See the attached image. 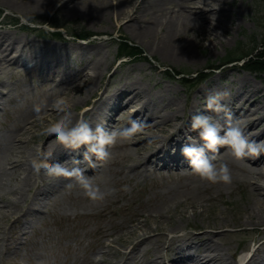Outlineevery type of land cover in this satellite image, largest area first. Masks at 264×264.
I'll list each match as a JSON object with an SVG mask.
<instances>
[{
  "label": "bare ground",
  "instance_id": "obj_1",
  "mask_svg": "<svg viewBox=\"0 0 264 264\" xmlns=\"http://www.w3.org/2000/svg\"><path fill=\"white\" fill-rule=\"evenodd\" d=\"M54 1L22 0V2H18L17 0H0V5L17 11H22V9L39 11ZM228 1L64 0L62 7L67 9V12L81 13L82 15L90 14L94 15L95 18H101L113 11V15L115 14L117 19H125V26L131 30L137 39L146 42L151 52H158L165 58L176 61L186 60L195 63L197 60L196 53L201 49V42L196 39V35L201 34L213 45H223L226 41L224 38L225 33L229 32L236 16L243 14L242 4L233 7L228 4ZM199 3L201 5H198ZM16 42L18 45L21 43L18 48L15 47ZM19 42L14 37L0 33V70L3 68L16 70L13 65L23 67L27 71L26 74L31 75L36 81L43 79V86L52 83L54 85L52 90L55 93L47 95L41 92L35 98H30L22 115L31 117L23 118L21 124H16L15 122L20 123V121L15 120L9 128L5 127L3 131H0V222L8 214L12 217L14 224L25 221L23 226H15V230L9 236L2 233L0 225L1 253H6L12 249L13 251L18 250L16 243L23 237L26 227L31 225L33 219L39 216V204L44 205L43 200L48 194L54 195L66 184L76 185L74 180L63 177L51 179L48 176H40V180H36L37 174L33 171L30 160L36 149L41 145L33 146L30 138H25L26 133L30 131V127L37 122L33 106L42 100L47 101L49 107L41 116L43 118L49 116L51 119L53 114H56L51 105L58 96L65 98L72 109L79 106V104H84L91 94V88L96 86L97 81L100 79V66L102 65L101 58L99 59L97 56L95 58L93 56L85 57V52L84 56L81 55L83 57L77 58V55H72L73 49H68L65 53L51 57L44 52L42 55L37 56L33 54L36 47L34 44L22 40ZM32 56H35L36 59L34 60ZM73 58L83 61V65L71 67L68 63ZM0 86L10 92V83L7 79L0 78ZM72 90L82 91L85 94L75 98L70 95ZM215 93L223 94L221 102L226 103L225 111L213 112L207 110L206 97ZM1 95L0 88V101ZM152 95L145 94L143 89H140L132 81H126L109 96L104 98L102 95L99 96L90 107L83 111V118L89 116L88 121L93 127L98 123L104 124L105 127H111L115 122L122 124V120L115 119L120 113L128 114L129 120L124 127L130 126L131 119L145 121L146 127L143 132L133 137L135 139L143 138L145 133L151 135L155 130L156 133L162 131L165 125L170 126L168 133L163 135L161 139L156 134L151 137L149 142L156 141L158 145L147 156L141 155L139 148L130 146L133 138L122 140L121 147H131L133 153L136 154L137 161L132 165V174L139 173L141 175L146 172L144 166L147 163L158 167V170H156L158 173L162 168L176 173L187 172L189 174L188 178H191L189 182L192 184H196L200 179H203L191 170L189 161L181 152L185 144L202 143L198 132L190 127L191 117L197 113L207 112L208 115H216L215 120L219 121L221 125H225L226 112H231L234 118L241 122L245 135L257 142L264 141V90L252 84L247 75H242L225 86L217 83L205 85L193 96L187 119H180L172 124H170L172 119H178V112L175 110L174 103L167 101L165 98H157L156 95H153L154 97ZM54 120L50 121L53 122ZM52 139L53 137L49 136L43 142L45 150L54 151L50 163H61L72 167L74 166L72 161L78 160L80 163L75 166L83 169V174L89 178L98 177L108 166L104 163L99 164L100 161H96L93 156L92 161L94 163L98 162V164L96 163L95 168L89 167L83 159L86 146H81L77 150L65 149L52 143ZM209 155H215L214 163H226L228 167L236 168L246 177L243 180H238L236 184L239 186L240 191L249 194L251 202L242 207V211L231 218L232 227L237 231H246L245 225H250L252 229L256 225H264V153L258 158L247 157L244 160H236L226 148L222 147L219 153H209ZM125 158L126 160L130 159L128 155ZM141 167L144 168L141 169ZM122 168L132 171V168L127 167L125 164H122ZM177 182L179 183L174 182L168 187V190H171L173 194L178 189V184L183 183ZM218 183L223 188L222 182ZM78 187L80 186L78 185ZM188 198L179 201V203L176 202V205L169 208L168 211H172L173 214L179 206L181 210L191 206L193 212L197 207L207 209L203 201H198L195 205ZM208 199L211 198L208 197ZM143 202L144 200H141L140 204ZM161 202L162 198L156 201V203ZM224 202L228 204L227 201ZM171 216L169 212L164 214L160 211L155 215L147 214L143 224H136L133 228L127 230L124 235L118 236V239H121L120 242H117L119 246H115V237V239H111L112 243H103L104 250L101 252L100 258H88V263L83 262L82 264H106L102 257L108 249H112L114 254L118 256V259L108 264H128L126 261L135 258L134 251L141 244H145L144 249L149 248L148 245L155 238L159 240V244L155 247L156 254L151 259L152 264H264V226L262 232H259L258 236L251 240L252 248L244 255L239 256L235 250L227 251L223 246V242L220 243L216 239L218 235L231 233V231H228L227 220L222 219L219 221L213 214V222L203 224L199 230L200 232L196 231L193 234L189 233L190 231H183L185 228L176 224H171L169 229H165V226L161 223H157L155 227L150 224L154 219L169 218ZM99 230L101 235L102 233L107 235L105 228H99ZM179 230L183 232L178 234L177 231ZM236 230H233V232ZM164 238H167L168 242L162 246ZM162 254L167 255L165 259H163ZM235 256L240 258L235 260Z\"/></svg>",
  "mask_w": 264,
  "mask_h": 264
},
{
  "label": "rangeland",
  "instance_id": "obj_2",
  "mask_svg": "<svg viewBox=\"0 0 264 264\" xmlns=\"http://www.w3.org/2000/svg\"><path fill=\"white\" fill-rule=\"evenodd\" d=\"M17 1L22 2V0ZM62 2L64 0H55L39 11L33 9L17 11L0 5V11L4 15L3 18H0V33L16 38L18 43L22 40L34 44L36 47L33 54L37 56L44 52L51 57L65 53L68 49H73L72 55H77V58L83 57L84 52L85 57L93 56L95 58L97 56L99 59L101 58L100 79L96 86L91 88L88 100L76 108L72 109L71 107L74 121L83 116V111L90 107L99 96L102 95L103 98L109 96L126 81H132L140 89H143L145 94H153L157 98H165L174 103L175 110L178 112V119H172L170 124L180 119H187L193 96L205 85L217 83L225 86L232 83V80L247 75L252 84L264 90V75L261 73L244 68L240 65L241 61L238 64L223 63L228 53L234 50L236 53H242L255 47H257L256 51L262 49L261 45L258 44L264 36V0H229L228 4L233 7L242 4L243 14L236 16L229 32L225 33L226 41L223 45H213L201 34L196 35V39L201 42V49L196 53L197 60L195 63L186 60L176 61L165 58L158 52H151L147 43L137 39L131 30L125 26V19H117L115 14L113 15V11L101 18H95L94 15L90 14L82 15L81 13L67 12L68 10L62 7ZM24 25L28 27H23ZM33 26L43 30L37 33L33 32L30 28ZM55 27L60 29L65 37L56 39L45 32L49 28ZM84 31L93 35L83 41L73 39L75 34ZM120 39H126L142 51L143 54L140 56L142 58L139 60L132 58L128 62H125L127 58L116 59L118 51L116 40ZM19 45L17 42L15 43L16 48ZM32 58L36 59L35 56ZM77 58L69 60L68 64L71 67L82 66L83 61H79ZM13 67L16 70L4 68L0 70V78L7 79L10 83V92L0 86L2 92L0 131H3L5 127L9 128L15 120L20 121V123L15 122L16 124H21L23 118L31 117L22 115L30 98H35L41 92L47 95L55 93L52 90L54 86L52 83L43 86V79L36 81L31 75L26 74L27 71L23 67L16 65ZM165 69L171 75L162 72ZM182 77H186L187 80H183ZM84 94L82 91L72 90L70 92V95L75 98ZM221 103L226 109V103ZM203 114L208 115L207 112ZM41 115H35L37 122L30 127V131L25 136V138H30L33 146L43 145L46 138L41 134L43 128L57 118V114H53L51 119L49 116L43 118ZM208 116L214 120L216 118V115ZM84 119L88 120L89 116ZM115 119L122 120V124L115 122L107 128L122 129L129 120L128 114L124 113H120ZM169 129L170 126L165 125L162 131L156 133L155 130L151 135L145 133L141 139L133 138L130 146L139 148L141 155L147 156L158 145L156 141L149 142L151 137L156 134L161 139L163 135L168 133ZM121 143L122 140H118L114 146L108 149L111 154L110 159L99 163L108 166L98 177L93 178L94 184L99 185L102 191L109 193L106 198L100 201H92L84 195L83 190L77 184H70L71 186L66 184L54 195L48 194L43 200L44 205L39 204V216L34 218L32 224L26 227L23 237L16 243L18 250H9L5 255L0 252V264L88 263V258H100L101 252L104 250L103 243H112L111 239L116 237L115 246H119L117 242H120L121 239H118V236L124 235L136 224H143L147 214L155 215L159 211L164 214L169 212L172 216L154 219L150 222L153 227L157 223H161L165 229H169L171 224H176L185 228L183 231H190L189 233L192 234L199 231L203 224L213 222L212 216L214 214L219 221L222 219L228 221V231L231 233L216 237L218 242H223L227 251L235 250L237 255H241L242 247L252 248L251 240L258 236L259 232H262L264 225H256L254 229L250 225H245L246 231H237L231 225V218L235 217L238 212L242 211V207L251 202L249 194L240 191L236 184L238 180L246 178L243 176L244 174L242 175L232 166L229 167L232 180L231 183L222 182L223 188L218 182L212 183L205 179H200L198 183L192 184L189 182L191 179L188 178L189 174L184 171L183 173H176L162 168L158 173L156 172L158 167L147 163L144 166L146 172L141 175L139 173L132 174V165L137 161L136 154L133 153L131 147H121ZM126 155L130 157L129 160H126ZM96 163L98 164V162ZM220 163L216 162L217 166ZM122 164L132 168V171L122 168ZM40 176L46 177L47 175L45 173L37 175L36 180H40ZM177 181L184 184H178V189L173 194L171 190H168V187L174 182L179 183ZM125 187L127 190H124ZM187 197L195 205L198 201H203L207 209L197 207L193 212L191 206L182 210L179 206L173 214L172 211H168L169 208L176 205V202L179 203ZM160 198H162V202L156 203ZM141 200H144L142 204H140ZM224 201H227L228 204ZM23 222L25 221L14 224L12 217L8 214L0 222L2 233L6 236L10 235L15 230V226H23ZM99 228H105L107 235H103V233L101 235ZM208 229L210 230V228ZM233 230L236 231L233 232ZM183 231L179 230L177 233L181 234ZM167 242L168 239L164 238L162 246L166 245ZM158 244L159 240L156 238L148 245L149 248L144 249L145 244H141L138 247L140 250L134 251L135 258L126 261V263L152 264L151 259L156 254L155 247ZM105 252L102 259L106 261V264L113 263L118 259L112 249ZM162 256L165 259L167 255L162 254ZM239 258V256L234 257L235 260Z\"/></svg>",
  "mask_w": 264,
  "mask_h": 264
},
{
  "label": "clouds",
  "instance_id": "obj_3",
  "mask_svg": "<svg viewBox=\"0 0 264 264\" xmlns=\"http://www.w3.org/2000/svg\"><path fill=\"white\" fill-rule=\"evenodd\" d=\"M222 97L221 93L208 95L206 97L207 110L225 111L221 103ZM48 107V102L42 100L33 106V112L40 116ZM51 107L55 110L57 118L43 128L41 134L45 137L52 136V143L65 149L77 150L81 146H86L83 159L92 168L96 167V163L92 161L93 156L96 161L109 160L111 154L108 149L110 147L114 146L118 140L132 139L136 134L143 132L146 127V122L138 119H131L130 126L122 129H109L102 123L93 127L83 116L74 121L71 106L62 96H58ZM190 127L198 132L202 143L185 144L181 149L182 155L189 161L191 170L209 182L231 183L232 180L228 165L220 163L217 166L214 163L215 155L210 156L209 153H219L223 147L236 160H244L247 157L258 158L264 153V141L257 142L245 135L241 122L234 118L231 112H226L225 125H221L219 121L203 113L194 114L191 117ZM53 152L45 150L43 145L36 149L30 163L37 175L43 172L50 178L63 177L74 180L83 190L84 195L92 201L106 198L109 193L102 191L99 185L93 183V178L86 177L83 174L84 170L75 166L80 161L73 160L74 166L72 167L61 163H50ZM124 190L127 188L125 187Z\"/></svg>",
  "mask_w": 264,
  "mask_h": 264
},
{
  "label": "trees",
  "instance_id": "obj_4",
  "mask_svg": "<svg viewBox=\"0 0 264 264\" xmlns=\"http://www.w3.org/2000/svg\"><path fill=\"white\" fill-rule=\"evenodd\" d=\"M90 32H82L79 33V36L86 37L90 35ZM57 35H60V32L57 33ZM261 45L262 49L259 51H256L257 47L246 51L242 53H236L235 50L228 53V55L225 57V60L223 63H231L235 61H239L241 59H244V66L246 68H249L255 72H259L264 74V36L261 42L258 44ZM117 49L118 54H128V55H139L141 54V51L138 50L134 45L130 44L126 39H120L117 42ZM253 51H256L253 53Z\"/></svg>",
  "mask_w": 264,
  "mask_h": 264
}]
</instances>
